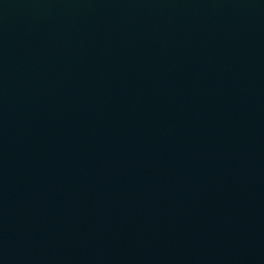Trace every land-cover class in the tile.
Segmentation results:
<instances>
[{
  "label": "water",
  "instance_id": "95a60500",
  "mask_svg": "<svg viewBox=\"0 0 264 264\" xmlns=\"http://www.w3.org/2000/svg\"><path fill=\"white\" fill-rule=\"evenodd\" d=\"M0 264H264V0H0Z\"/></svg>",
  "mask_w": 264,
  "mask_h": 264
}]
</instances>
